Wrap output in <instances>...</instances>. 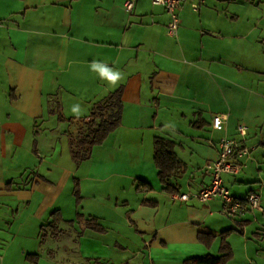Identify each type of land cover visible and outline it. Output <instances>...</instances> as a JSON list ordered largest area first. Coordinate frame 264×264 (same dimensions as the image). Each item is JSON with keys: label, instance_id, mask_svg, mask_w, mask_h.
<instances>
[{"label": "crops", "instance_id": "1", "mask_svg": "<svg viewBox=\"0 0 264 264\" xmlns=\"http://www.w3.org/2000/svg\"><path fill=\"white\" fill-rule=\"evenodd\" d=\"M124 1L0 0V264H184L217 256L222 241L225 264H264V212L229 218L218 198H173L153 161L162 131L180 160L175 194H191L210 181L203 166L218 139L244 124L253 149L240 173L222 179L235 197L258 193L264 207L260 18L244 24L219 0L198 11L187 1L173 38L162 6L137 0L127 12ZM94 60L123 80L111 86ZM119 88L118 127L76 162L70 137ZM138 179L148 185L137 188Z\"/></svg>", "mask_w": 264, "mask_h": 264}, {"label": "built area", "instance_id": "2", "mask_svg": "<svg viewBox=\"0 0 264 264\" xmlns=\"http://www.w3.org/2000/svg\"><path fill=\"white\" fill-rule=\"evenodd\" d=\"M189 1L193 11H198L204 0H151L152 4L162 6L169 16L166 24V33L177 38L179 29V11L184 3ZM137 0H125L124 9L132 12ZM225 119L220 115L212 116L211 125L214 129L220 130L224 127ZM236 137L227 135L221 136L217 141V157L203 166V171L210 176L209 183L203 188L191 194H173V198L186 201L189 198L198 200H210L218 198L221 202V213L229 218L243 215L247 212L254 214L256 210L264 212L260 203V196L256 192H250L244 198H238L231 194L229 188L224 184L222 174L237 175L246 166V159L249 157L252 146H246L245 140L247 127L238 124Z\"/></svg>", "mask_w": 264, "mask_h": 264}, {"label": "trees", "instance_id": "3", "mask_svg": "<svg viewBox=\"0 0 264 264\" xmlns=\"http://www.w3.org/2000/svg\"><path fill=\"white\" fill-rule=\"evenodd\" d=\"M121 111L120 88L110 92L94 104L90 119L82 123L75 136L70 137V153L76 162L87 159L90 156L92 147L102 143L108 134L118 127ZM175 145L176 143L168 137L156 135L153 139V161L157 168V175L162 189L170 193L178 191L170 181L180 165V160L175 152ZM146 185L148 183L145 180H137V188ZM51 217L52 220L48 225L55 229L60 217L56 211L52 213ZM198 239L208 244L212 240V235L199 232ZM219 251L220 253L217 256L206 254L201 257L187 258L184 260V264H225L231 254L225 241H222Z\"/></svg>", "mask_w": 264, "mask_h": 264}, {"label": "rangeland", "instance_id": "4", "mask_svg": "<svg viewBox=\"0 0 264 264\" xmlns=\"http://www.w3.org/2000/svg\"><path fill=\"white\" fill-rule=\"evenodd\" d=\"M218 2L219 3H216L218 7L222 8V7L227 6L229 10L231 9L240 10L241 11V18L239 20L240 23L243 22L244 24H246L247 20L250 22L251 20L255 21L256 19L260 18L259 28L261 32L264 33V0H219ZM229 49H230V46H229ZM262 50H264V45H262ZM248 66L251 67L250 64H248ZM254 67H257L256 68L257 70L264 69V58H262L258 66L254 65ZM157 135L165 137V133L162 131L158 133ZM109 216L112 217V214H110ZM122 255L124 256V254H112V259L117 261L123 257ZM169 264H178V263L170 262Z\"/></svg>", "mask_w": 264, "mask_h": 264}, {"label": "clouds", "instance_id": "5", "mask_svg": "<svg viewBox=\"0 0 264 264\" xmlns=\"http://www.w3.org/2000/svg\"><path fill=\"white\" fill-rule=\"evenodd\" d=\"M91 66H92L93 70L99 68L101 77L105 78L107 80V82L113 87L117 86L118 83L120 81H122L124 78L122 72H120L119 70L104 66V65H102V62H100V61H95V60L92 61ZM71 111L75 116L79 117L81 115L80 105L79 104L74 105L72 107Z\"/></svg>", "mask_w": 264, "mask_h": 264}]
</instances>
